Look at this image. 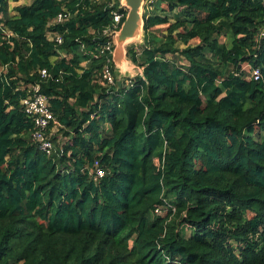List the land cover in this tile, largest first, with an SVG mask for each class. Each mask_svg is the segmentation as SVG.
Wrapping results in <instances>:
<instances>
[{"label":"trees","instance_id":"1","mask_svg":"<svg viewBox=\"0 0 264 264\" xmlns=\"http://www.w3.org/2000/svg\"><path fill=\"white\" fill-rule=\"evenodd\" d=\"M9 4L0 264H264V0L145 4L144 43L128 49L142 73L115 75L109 91L104 56L89 52L107 40L106 0H33L14 15ZM64 8L71 17L50 25ZM33 83L61 124L51 155L22 108ZM164 199L175 210L155 214Z\"/></svg>","mask_w":264,"mask_h":264},{"label":"built area","instance_id":"2","mask_svg":"<svg viewBox=\"0 0 264 264\" xmlns=\"http://www.w3.org/2000/svg\"><path fill=\"white\" fill-rule=\"evenodd\" d=\"M108 7L111 9L113 15V21L110 26L105 27L100 31V34L107 37L104 44L100 45L97 49L90 50V54L98 58L103 57L102 68L98 73V81L101 86H104L108 91L115 87L117 84V78L114 73V50H115V36L117 31L120 29L123 19L126 17V7L121 5L120 0H106ZM153 2V1H152ZM151 2V3H152ZM124 9L126 11H122ZM71 17V12L64 8L50 23L57 24L67 21ZM2 23H0V26ZM92 33L98 34V31L92 30ZM48 37L55 40L58 44L63 42V37L61 34H56L52 31H48ZM3 70H6L3 67ZM251 67L247 64L244 65V69L250 71L249 77L256 80L261 77L260 69H250ZM42 77H48L49 72L47 69L41 70ZM130 83V80H127ZM28 95L22 99L21 104L23 110L33 118L35 124V131L33 133V140L38 145V147L51 155L54 150V142L52 137L55 134H59V129L61 124L56 119L49 102V98L41 91V86L39 83L29 84L27 86ZM160 160H157V164L160 165ZM94 180L105 175V170L100 166L99 162H95L94 171L92 172ZM170 209L175 210V206L164 199V204L158 205L155 208V214L166 215Z\"/></svg>","mask_w":264,"mask_h":264},{"label":"water","instance_id":"3","mask_svg":"<svg viewBox=\"0 0 264 264\" xmlns=\"http://www.w3.org/2000/svg\"><path fill=\"white\" fill-rule=\"evenodd\" d=\"M120 3L126 7L128 12L115 36L116 45L113 59L115 75L118 78L119 84H121L123 77L133 78L139 74L140 67L130 60L126 46L136 39L141 41L140 44L144 43L145 25V0H120ZM117 67L119 68L118 70H116ZM127 71L130 73L127 74ZM132 71H135L136 74L133 75Z\"/></svg>","mask_w":264,"mask_h":264},{"label":"rangeland","instance_id":"4","mask_svg":"<svg viewBox=\"0 0 264 264\" xmlns=\"http://www.w3.org/2000/svg\"><path fill=\"white\" fill-rule=\"evenodd\" d=\"M33 0H18V1H15V0H9V10H10V13L12 14V15H14V12H15V7L17 6V5H19V4H27V3H31ZM152 1H154V0H145V4H147V5H150L151 4V2ZM163 6H165V4H162ZM151 7V6H150ZM220 41L221 42H223V43H226L228 46H230L231 45V41H232V35H224V36H221L220 37ZM141 43V41L139 40V39H136V40H134V41H132V42H130L129 44H127V46H126V49L128 50L129 49V47H131V46H136V45H139ZM114 67H115V64H114ZM1 69H4L3 67H1ZM119 68L117 67V69L116 70H118ZM128 71H130L129 69H128ZM126 72L127 74H129L130 72ZM133 75L134 74H136L135 73V71H132L131 72ZM124 78H129V77H123L122 79H124ZM251 214H249V216H250Z\"/></svg>","mask_w":264,"mask_h":264},{"label":"crops","instance_id":"5","mask_svg":"<svg viewBox=\"0 0 264 264\" xmlns=\"http://www.w3.org/2000/svg\"><path fill=\"white\" fill-rule=\"evenodd\" d=\"M16 12H14V14H15ZM142 73V69L140 68V71H139V74H141ZM108 126V125H107Z\"/></svg>","mask_w":264,"mask_h":264}]
</instances>
